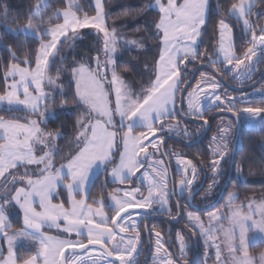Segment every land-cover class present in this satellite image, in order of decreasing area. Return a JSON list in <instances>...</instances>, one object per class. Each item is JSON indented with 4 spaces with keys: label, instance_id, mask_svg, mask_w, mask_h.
Masks as SVG:
<instances>
[{
    "label": "snow or ice",
    "instance_id": "1",
    "mask_svg": "<svg viewBox=\"0 0 264 264\" xmlns=\"http://www.w3.org/2000/svg\"><path fill=\"white\" fill-rule=\"evenodd\" d=\"M144 7L158 9V19L150 22L148 27L154 29L152 36L158 41L159 56L154 66V79L139 94H134L117 75L115 57L120 37L115 27L109 30L105 24L104 0H94L95 15L85 14L82 19L77 15L82 8L75 0H67L66 8L48 16L47 20L45 17L50 5L47 0H36L28 13L26 26L23 29H8L9 32L32 33L39 38L40 47L32 56L25 55L21 59L11 47L5 46L11 63L4 69L6 87L0 93V105H7L9 112L22 108L40 119H29L27 123H21L15 118L5 119L0 116V237L7 244V255H0V264H89L87 257L93 252H97L98 256L92 258L90 264H139L137 245L140 235L137 221L133 220L134 213L130 210L159 205L168 214H172L167 208L170 193L167 191L165 168L157 172L158 179H154L147 170L141 174L143 180L148 182L146 197L137 195L140 193L139 187L116 189L122 195L110 196V206L114 212L111 218L105 214L102 202L98 207L86 202L94 169L100 168L103 172L106 166L113 165V158L118 155V164L111 167L112 180L120 184L131 183V178L145 167V163L139 159L141 154H144L145 160L152 159L149 148L157 149L163 143V137L157 136V133L165 131L164 121L175 117L177 112H184V109L177 107V98L184 91L188 69H182L181 65L197 62L203 56L198 41L212 11L209 0H154V3ZM216 7L218 10L219 5ZM256 7L255 0H238L228 8V15L242 22L244 34L248 36L247 43L250 46L243 57L234 53L232 27L223 18L219 21L217 57H222V62L231 66L229 73L241 81L251 80L256 70V66L251 63L253 57H258L257 63L264 60V26L257 30L256 24L249 19ZM0 10V21L5 24L16 23L15 19H8V8L2 0ZM255 15L264 18V10ZM89 28L102 34L105 59L101 62L97 55L95 67L79 63L68 69L70 84L74 83L75 87V103L79 106L77 111L82 110V115L77 119L78 132L73 138L75 155L68 159L67 164L56 168L53 165L54 155L60 153L56 140L64 138V134L46 132L41 125L46 126V113L53 115L46 105L54 104L57 96H65L62 84H58L49 75L51 71L59 75L64 61L61 59L59 66L54 67L55 58L51 64L49 58L54 53L59 56L57 45L62 37L66 38L64 43L71 47L82 38L78 30ZM45 40L48 42L45 43ZM122 42L125 46L131 44L137 48L144 47L142 42L136 40ZM246 60L249 63L246 64ZM206 62L215 66L217 60L209 57ZM182 71L186 74L185 79H181ZM46 85L49 86L48 91L45 90ZM219 87L221 85L213 78L197 83L192 91L185 93L187 114L193 119H203L207 125L203 103L207 100L210 102L207 111H227L236 115L243 112L248 114L250 121L264 128V117L260 116L264 113V107H236L237 102L254 103L258 90H254L253 95L242 93L241 97L228 98L225 102L220 92L207 91ZM259 91L260 100L264 103V90ZM166 128L168 132L179 135V130L174 126L167 125ZM137 130L139 135L134 134ZM228 130V127L220 128L221 133H227ZM184 131L187 135L186 129ZM118 136L123 149L116 153L113 150ZM212 143L210 167L216 174L213 177L214 183L218 184L223 178L221 161L227 162L225 157L228 155V147L217 137H212ZM155 163L163 162L153 161L149 164L153 171H157ZM177 163L186 176L191 169V178L180 181V195L185 192L192 195L191 186L197 176L196 167L190 160L186 162L182 158H178ZM30 165L42 167L29 171ZM18 168L24 169L23 175L12 171ZM9 183L12 184L11 188L8 187ZM61 188L68 193V207L65 201L58 200ZM78 195L80 199H77ZM54 199L58 202H54ZM235 203L233 195L229 204ZM16 208L23 214L24 226L19 232L9 235L12 228L9 216ZM186 216L206 248H215L218 264H264V251L258 255L250 252L253 245H264V199L248 201L242 207H232L230 214L223 218L211 213L208 227L192 212L186 213ZM222 220L227 222V227L223 222L211 224L212 221ZM45 228H54L66 235H48ZM130 231L134 235H121ZM218 233L222 234V238ZM73 234L79 239H72ZM155 236L156 252L159 253L163 248L161 234L156 232ZM21 239L36 244L32 254L27 257L17 255V242ZM178 239V257L174 259L171 253H167L160 264H187V245L182 235ZM221 244L224 248H221ZM225 251L227 257L222 258Z\"/></svg>",
    "mask_w": 264,
    "mask_h": 264
},
{
    "label": "trees",
    "instance_id": "2",
    "mask_svg": "<svg viewBox=\"0 0 264 264\" xmlns=\"http://www.w3.org/2000/svg\"><path fill=\"white\" fill-rule=\"evenodd\" d=\"M2 2L8 8V19H15L16 23L5 24L3 21H0V93H2L6 87L4 81V69L11 63V58L8 55L7 47H11L21 59H23L25 55L32 56L34 51L38 50L40 47V41L38 38L27 36L22 33L15 35L13 32L8 31L9 28L14 30L17 28H24L26 26L28 23V13L32 9L36 0H2ZM78 2L79 6L82 8V11L78 12L80 16H84L85 14L88 16L95 15L93 0H78ZM235 2H238V0H210V7L212 11L209 14V19L205 28V40L199 48V51L203 54V56L201 60L197 62H190L189 65H185V67L188 69V74L185 79V72H181V79H185L183 88L190 81L198 67L202 65H209L206 62L209 57L212 59L217 58L219 21L221 18L234 27L237 39V54L242 56L247 51V48L250 45L247 43V38H245L246 36H244L243 32H241L237 21L228 15V8L230 7V4ZM47 3L50 5V9L47 16L45 17L46 20L48 16H53L55 12L64 10L67 6V0H47ZM148 3H154V0H104L107 27L109 30L115 27L116 32L120 37V41H118L117 44L115 68L118 76L121 77L125 83L133 87L134 91H137V84L141 80L138 75V70L141 69L148 71L154 69L158 59L156 56L157 52H159L158 41L152 36L154 29H149L148 27L150 22L158 19V12L154 11L152 8H145L144 5ZM256 4L257 7L254 9V12H260L264 10V0H256ZM217 5H219L218 10L216 7ZM0 15H2V10H0ZM258 21L263 22L264 18L258 17ZM32 22L34 24L36 23L35 20ZM60 22H62V20ZM132 40L142 42L144 47L137 48L134 45L131 46V44H129L125 48V45L122 41ZM103 53L100 35L92 32H84L82 33V38L76 40L71 47L63 42L59 50V56H55L56 64L54 67H58L60 60L63 59V69L59 75H57L56 71H51L50 73L53 77L59 78L60 81H62L65 93V96L62 97V102L64 100L68 101L67 103H63V105H59V100L56 98L55 103L52 104V108L56 112V117L50 119L45 126L47 131H60L64 134V138H60L59 140L60 153L59 155L54 156L55 167H60L62 164H66L68 159L75 155L73 138L78 132L77 119L82 115V110L77 111L79 106L75 103V87L74 83L70 84L71 75L68 69L71 65L79 63H88L93 67L92 62L94 61V57H96L97 54L102 56L104 55ZM211 67L223 78V94L225 99L233 97L236 94H242L228 87L227 84H230L233 87H235L234 85L236 84L230 78L229 73L223 68L222 64H215V66ZM263 70L264 60H262L260 63V70L258 74H256L255 79L252 82L246 84L245 87H250L253 83H255L259 79ZM201 72L196 76L191 87H193L194 84L199 81ZM133 74H136L137 77ZM254 90L246 91L244 93L251 95ZM257 90H264V80L259 85ZM247 106L264 107V103L261 102L260 95L256 94L254 103L242 104L237 102L236 104L237 108H243ZM216 111L218 110L208 111L204 118ZM0 116H3L5 119L15 118L21 121H28L31 117H35L24 110H16L11 112L8 110H2L0 111ZM222 116L223 115H218L215 118H212V128L210 133L197 146L188 147L183 143H179L178 141H169L166 144L165 152L166 157L170 161V167L172 163L170 158L172 153H179L190 161L198 162L199 166L204 165L206 167H210L212 160L210 149V147L213 145L212 137L217 134L219 120ZM237 116L242 121L243 127L240 133L238 149L235 156L234 174L231 181L229 182L225 201L221 205L217 204L214 207H207L208 213L223 210L226 201L231 195L236 196V203L234 204L236 206L244 205L246 202L252 201L254 199L264 198V129L256 130L247 128L245 122L240 118L239 114ZM176 121H179L182 126L186 124L190 132L194 128L188 138H185L182 134L179 136L181 139L183 138L186 141H191L194 138H197L202 131V128H200L195 122H184L178 112L176 113L175 117L169 118L167 123L170 125L174 124ZM158 136H162L164 138L168 135L166 133H159ZM233 145L234 142L231 146L230 156L226 160L227 162L224 163V182L228 181L230 173ZM193 155H196V157L193 158ZM172 171L174 180L177 184L181 180V177H178L174 168ZM126 183L130 184L128 182ZM131 183H133L132 180ZM119 187V185L107 183L106 176L102 174L94 182L88 197V201L92 204H97V201L99 200H103L107 203L109 196H111L112 193H115L116 189H119ZM54 200L55 202H58V200H63L65 201V206H68V196L66 190L61 188L59 190L58 200ZM179 204L184 214L187 210L196 213L195 210L190 209V207L185 205V203L179 201ZM173 207L175 210V214L173 216H176L177 207L174 204ZM203 208L204 207L200 209ZM106 210L110 216L114 215V212L111 208L106 207ZM198 212L206 213L202 212L201 210H198ZM185 222L186 221L182 223L185 224ZM13 223H15L13 228L14 230L22 229L21 219H17L13 221ZM182 223L178 227H173L172 225L168 226V224L161 222L160 232L162 233L163 237L167 239L170 237V234H168L169 228L178 229L180 226H182ZM187 227L189 229V225H187ZM141 232L143 235L145 234L143 228ZM195 238L197 240V245L200 247L201 245L199 237L195 236ZM144 239V244H146L145 236ZM175 248L177 247L175 246ZM260 251H264V245L258 244L257 246H254L250 249V252L253 255H258ZM191 264H205V252L201 248L198 259L196 261H192Z\"/></svg>",
    "mask_w": 264,
    "mask_h": 264
},
{
    "label": "rangeland",
    "instance_id": "3",
    "mask_svg": "<svg viewBox=\"0 0 264 264\" xmlns=\"http://www.w3.org/2000/svg\"><path fill=\"white\" fill-rule=\"evenodd\" d=\"M75 3L77 5H79L78 0H75ZM255 3H256V0H255ZM209 4H210V0H209ZM93 5H94V0H93ZM152 9L154 11L158 12V9H156V8H152ZM59 11L62 12L63 10H59ZM104 12H105V24L107 26L105 7H104ZM253 12H254V10H253ZM255 13H257V12H254L253 16L250 17L249 19H250V22L256 24L257 30H258V28L260 26H264V21L263 22H259L258 21V16H256ZM77 15L81 19L83 18V16H80L78 13H77ZM225 22L228 23L227 21H225ZM237 23H238V25H239V27L241 29V32H243V35L246 36L245 38H247V41H248V36L244 34V31L242 29V22H237ZM206 24H207V22H206ZM206 24L204 26V29L202 30V34H201L200 40L198 41L199 48H200L201 44L204 42V40H205L204 39V35H205ZM229 25L232 27V33H233V38H234V42H235L234 43V53H235V55L239 56L237 54V52H236L237 39H236L235 30H234V27L231 24H229ZM19 29H23V28H19ZM78 31L81 34L84 33V32L96 33V34L100 35L101 41L103 40L102 34H99L97 32V30H95V29H90V28L89 29H80ZM13 33L15 35H18V34H21V33L22 34H25L23 32L16 33L15 31H13ZM25 35L38 38L37 36L33 35L32 33H27ZM69 35L71 36L72 33H69ZM219 38H220V34L218 33V40H219ZM65 39L66 38H63V37L61 38L60 44L57 45L58 50H60V47L62 46V44H63V42H64ZM44 42L47 43L48 40H45ZM125 48H126V46H125ZM218 48H219V42H218L217 50H218ZM97 55H99V54H97ZM97 55H96V57H97ZM243 55L241 57H243ZM55 56H56V54L54 53L53 54V57H50L49 58L50 59V64L52 63L53 58H55ZM156 56L158 58L159 52H157ZM96 57H94V59H93L94 61L92 62L93 67H95V58ZM104 59H105V55L100 56L101 62H103ZM213 60H217V63L216 64H222L223 65V68L229 73L228 69L231 66H228V65L224 64L222 62V57H220L219 59L217 57V58H215ZM257 60H258V57H253V60L251 62L252 64H254L256 66V70L254 71L251 80H243V81L237 80L234 74H230L229 73L230 78L236 84V85H234L235 87L240 88V89L247 88L248 86L245 87V85L248 84V83H250V82H252L255 79L256 74H258V72L260 70V63H261V61L259 63H257ZM245 63L247 64L249 62L246 60ZM21 66L23 67L24 65L22 64ZM115 66H116V64H115ZM183 67H185V65H181V68H183ZM243 68H244V66L242 65L241 66V69H243ZM49 75H51V73H49ZM133 75L136 76V74H133ZM138 75H139V78H141V80L137 84L138 85L137 91H134L133 90V87H131L130 85H128L127 83L124 82L132 90V92L134 94H139L143 89H145V88H147L149 86L151 80L154 79V69H151V70H148V71L147 70H141L140 69V70H138ZM53 78L57 80V83L58 84H62V81H60L59 78H56V77H53ZM213 78L215 79L216 82H218L221 85V87H219L218 89H215V90L209 88V89H207V91H218V92H220L222 94V99L225 100V102H227V99H225V96L223 94L224 82L221 79H219L216 75H214L213 73H211L210 71L203 70L201 72L200 76H199V81L197 83L202 82L203 80H210V79H213ZM120 79H121V77H120ZM197 83H195L193 87L189 88V90L187 92L192 91V89L195 88V86H196ZM48 89H49V86L46 85L45 86V90L48 91ZM63 91H64V89H63ZM253 93L251 95H253ZM256 94H255V96H256ZM53 95H56V93H53ZM239 97H241V94H236L235 96H233V98H239ZM57 98L59 100V105H61V104L63 105L62 97L57 96ZM178 98H179V96H178ZM229 98H231V97H229ZM203 103H204V110H205V115H206V113L208 112L207 109H208V106H209V103L210 102L207 101V100H205ZM52 104L53 103H49V104L46 105L50 109L51 113H53V115H51V116H49L48 113H46V116H48V119L46 121V124L48 123V121L50 119L56 117V112L52 108ZM184 105H185V112H184L185 113V116L188 119H193V118H191L187 114V111L188 110H187L186 97H185V100H184ZM177 106H178V104H177ZM2 110H7V105H0V111H2ZM20 110H24V109L21 108ZM24 111H26V110H24ZM239 116H240L241 119H243V121L245 122L247 128L256 129V130H263L264 129V128H261L257 122L250 121V118H249L248 114H245L243 112H240L239 113ZM260 116L261 117H264V113H261ZM30 119H40V118L35 116V117H31ZM116 119L118 120L119 118L116 117ZM167 120L164 121V125H163V126H165V131L164 132H158V133H166L168 136H177V137H179L182 134L183 136H185V138H188V134H189L188 132L189 131L187 130V127L188 126L186 124H184L182 126V124H180L179 121H176L174 124H170V125L174 126L175 128H177L179 130V135H177L175 133H172V132H168L167 131L166 126L169 125V123H167ZM194 120H203V119L196 118ZM19 121L21 123H27V121H21V120H19ZM41 127L46 132H50V131H47L46 130L45 125L42 124ZM221 127H228L229 128L228 132L227 133H221L220 132V128ZM185 129L187 131V135H184L185 134V131H184ZM183 132H184V134H183ZM53 133H57V132H53ZM59 133H62V132L59 131ZM158 133H157V136H158ZM236 133H237V122H236V119L233 116L229 115V113L226 114V115H223L220 118V120H219V126H218V129H217V134L214 137H217L218 140H221L222 139L223 142L225 144H227V147H228V155L225 157V160H227L229 158V156H230L231 146H232V143L234 142V139L236 137ZM134 134L135 135H139V130H137ZM152 139L155 140L156 137H152ZM59 140H60V138H57V140H56V145H57L58 148H59ZM145 143H147V141H145ZM213 146L214 145L211 146V156H212V147ZM122 149H123V146L120 143L119 136H118L117 137V142H116V147L114 148L113 151L116 152V153H119V152L122 151ZM37 154L38 155L40 154L39 151H38ZM149 155L152 157L151 160H145L144 159V154H141V157H139V159H141L145 163V167L144 168H141L140 172L136 173V176H134V177L131 178V180H132L133 183H130V184H127V183L120 184L118 181L114 182L112 180V177L110 175L111 167L114 166L115 164H118V162H119V156L116 155L113 158V165L112 166H106V168H105V170L103 172H101V169L100 168H97V169H94L93 170L92 176L90 178L89 189H88V192H89V195H90V192L92 190V187L94 185V182L96 181V179L98 177H100L102 174H104L106 176V178H107V183L119 185L120 186L119 189H130V188L139 187L140 188V193H138L137 195L140 196L142 194L144 197H146L147 194H148V182L145 181V180H143L141 174L145 170H147L149 172V174L153 176L154 179H158L157 172L161 168H165L167 170V191L170 193V195L168 197L167 208L171 210V213L172 214H168L166 211H164L163 209H161V207L159 205H153L152 207H149V208H146V209H142L143 212H136V213H139V215H135V213L133 215V220L137 221L136 227H137V230L139 231V235H140V242L137 245V251L139 252V256L141 255V252H142V250H141L142 249V239H141L142 238V235H141V232H140V229L139 228H140V224H141L142 220L144 219V217H148L150 214H153V213H162V214H167L169 216H172V215L175 214V210H174L173 204L176 206V203L174 202L173 194H172V186H171V184H172V174H171V171L174 168L175 171L181 176V180L182 179H190L191 178V169H189V173L186 176V175H184L181 172L180 166H178V163H177V159L178 158H182L186 162L189 161L188 159L184 158L181 154H179V153H172L171 154V157L170 158H171V162H172L171 163L172 169H171V167L169 165V162H170L169 159L167 157H165V155L163 154L162 144H159L157 149H153V148L150 147L149 148ZM153 161H162L163 162V163H155V168H156L157 171H153V168H151V167L148 166L149 164L153 163ZM224 163H225L224 161H221V168L223 169V176H224V172H225L224 171ZM53 165H54V159H53ZM192 165H193V163H192ZM38 167H42V165H40V166L30 165V166H28V169H29V171H31V169L38 168ZM54 167H55V165H54ZM56 168H59V167H56ZM12 171L13 172H17L20 175H23L24 169L18 168V169H14ZM196 171L198 172L197 167H196ZM21 183H23V182H21ZM0 184H2V181H0ZM195 184L196 183H195V179H194L193 180V184L191 186V189H193L195 187ZM8 187L11 188L12 187V184L9 183ZM180 191H181V186H180V182H179L178 185H177V196H178L179 199H181V197L184 195V194L183 195H180ZM89 195L86 197V202L87 203H90L88 201ZM111 195H118L119 196V195H122V193L115 192V193H112ZM67 196H68V193H67ZM232 196L233 195H231L230 197H232ZM230 197L226 201L223 210L215 211V212H210V213H207L206 215H201L199 213H195V212L189 211V210H187L186 213L192 212L194 215L199 216L200 219H201V221L205 225V227H208L209 226V216H210L211 213H216V214L220 215L223 218L224 216L230 214V208H232V207H242L243 206V205L236 206L234 204L230 205L229 204ZM80 198L81 197L78 195L77 196V199H80ZM235 198H236V196H235ZM262 199H264V198L254 199V200L259 201V200H262ZM54 202H55V200H54ZM101 202L104 204V212H105V214L109 218H111L112 216H110L107 213V210H106V207L111 208V206H110L111 205L110 198H109V201L107 203L105 201H103V200H99V201H97V204H92V203H90V204H92L93 207H98ZM68 206H66V207H68ZM9 207H11V206H9ZM37 210H39V209H37ZM9 219H10V222L12 224V228H11V231L9 232V235H11L13 232H19L20 231V229H18V230H14L13 229L14 226H15V223H13V221H15L17 219H21L22 220V228H23V226H24L23 225V214H22V212L18 208L12 210V212H11V214L9 216ZM186 219L188 220L187 216H186ZM221 222L224 223V226L225 227L228 226L227 225V222L226 221H223V220L222 221H212L211 224L212 225H215V224H218V223H221ZM61 224H63V221H61ZM188 225H189L190 231H188V229L186 227H184L183 225L180 226V228H178L179 231H178L177 237L175 239V246L178 249V252L176 254L175 253L173 254L170 251V248L171 247L169 245V242H168V244H165L164 239L162 237H161V240H162V243H163V248L161 249V251L159 253L156 252L157 245H156V241L154 242L153 254H152V258H151L152 259V262L154 264H160V261H162L163 259L166 258V254L167 253H171L174 259L178 257V254H179V246H178L179 245V239H178V237L181 236V235L183 236V239L185 241V244L187 245V248H186L187 264H191L192 263V259L188 257L189 254L192 251H194V249H197V240H196L195 236H198L199 237V239H200V245H201L200 248L205 252V264H218V262L215 260V251H216L215 248L214 247H207L206 248V246H205V244L203 242V239L199 235H197L196 232L193 230V228L190 226L189 220H188ZM44 231L48 235H53V236L61 235L63 237V236L66 235V234H63V233L58 232V230L57 229H54V228L53 229H47V228H45ZM121 235H124L126 237H130V236L134 235V233L130 231L128 233H124V234H121ZM218 235H221V238H222V234H219L218 233ZM71 238L72 239H79L74 234H73V236ZM117 239L119 240V237ZM257 245H253L252 247L257 246ZM35 247H36V244L35 243L29 242V241L24 240V239H21V240H19L17 242V255L19 257H27L30 254H32V252L34 251ZM252 247H250V249ZM221 248H224V245L223 244H221ZM0 255H3V256H6L7 255V244L3 240L2 237H0ZM97 256H98V253L97 252L91 253V255H89L87 257V259L89 260V264L91 262V259L94 258V257H97ZM226 257H227V252L225 251L223 253V255H222V258H226ZM138 259H139V257H138Z\"/></svg>",
    "mask_w": 264,
    "mask_h": 264
},
{
    "label": "flooded vegetation",
    "instance_id": "4",
    "mask_svg": "<svg viewBox=\"0 0 264 264\" xmlns=\"http://www.w3.org/2000/svg\"><path fill=\"white\" fill-rule=\"evenodd\" d=\"M255 83H253V84H255ZM257 89H255V90H257ZM256 93H260V91L258 90V91H256ZM231 98H233V97H231ZM228 113L231 116L232 115H236V114H233L232 112L216 111L213 114L209 115L208 117L204 118V119H207V121H208V123L210 125L207 134L203 137V134H204V132L206 130V125L205 124H197L196 123L200 128H202V131H201L200 135L197 138H194L191 141H186L185 139L182 138L183 141L185 143H188V144H193V143H195V142H197L199 140L198 144H200L206 138V136L210 133V131H211V128H212L211 127V122H212L211 120H212V118H215L218 115H226ZM201 121H203V120H201ZM218 126H219V124H218ZM187 130L189 131L188 128H187ZM193 130H194V128L191 130V132ZM191 132L190 131L188 132L189 133L188 134V137L191 134ZM168 137L169 136L164 137L163 138V141L166 138H168ZM198 144H195L194 146H197ZM184 145H186V144H184ZM194 146H191V147H194ZM188 147H190V146H188ZM210 149H211V147H210ZM195 157H196V155H193V158H195ZM191 162L198 169L197 176L195 178V183H196L195 184V187L192 189V195H189L188 192H185L184 195L181 197V199H179L178 196H177V200H178V202L181 201V202L185 203V205H188L190 207V209L195 210L196 213H199L201 215H206L208 213L207 212V210H208L207 207H212V206L214 207L217 204L221 205L225 201V197H226V193H227L226 191H227L228 187L224 191V186L227 183V181L226 182L223 181V178L225 176L224 175L223 178L219 180V183L218 184H215L214 183V180H213V177L216 174H214L212 172L211 167H206L204 165L199 166L198 165V162H195V161L194 162L191 161ZM175 173L178 175V177H181L176 171H175ZM171 174L173 175V171H171ZM172 179L174 180V176H172ZM174 182H175V180H174ZM178 183L176 184V182H175L176 192H177V185H178ZM171 186H172V184H171ZM109 198H110V196H109ZM109 198H108V201H109ZM202 207H204V208L203 209H200ZM198 210H201L202 212H206V213L198 212ZM182 212H183V210H182ZM177 217H178V214L176 216H173V215L172 216H169L167 214H162V213H153V214H150L146 218L144 217V219L142 220V222L140 224V228H139L140 229V232H141V230L143 228L144 233H145L143 235L142 232H141V235H142V238H141L142 239V252H141V255L139 256V264H143L144 263V261H145V259L147 257V254H148V237H147V233H146V230H145V226H146V223H147L148 219H150V218H153L151 220L150 224H149V233H150L151 240H152V246H151L152 247V251H151V256H150V258L148 260V264H150V263L151 264H154L152 262V259L151 258H152V254H153L154 242L157 239L156 236H155V233L156 232H159L161 234V237L164 239L165 244H168V242L170 241V239H172V247L170 248V251L173 254H174L175 251H176V253L178 252V249L175 248V240L174 239H176L177 233H178L179 229H177V228H174V229L173 228H169L168 234H170V237H168L166 239V238L163 237L162 233L160 232L161 231V225H160V223L161 222H164V223L168 224V226L169 225H172L173 227H178L182 222L186 221L185 224L182 223V225L188 229V227H187L188 220L186 219V213L184 214V212H183V218H182V220L178 224H173V223H170V222H168L166 220L158 219V218H171V219H176ZM151 229H152V231H151ZM188 231H190V229H188ZM144 236L146 238V244H144L145 243ZM199 252H200V247L197 245V249H194V251H192L189 254L188 257L191 258L192 261H196L198 259V257H199Z\"/></svg>",
    "mask_w": 264,
    "mask_h": 264
},
{
    "label": "water",
    "instance_id": "5",
    "mask_svg": "<svg viewBox=\"0 0 264 264\" xmlns=\"http://www.w3.org/2000/svg\"><path fill=\"white\" fill-rule=\"evenodd\" d=\"M202 70H208L210 72H212L213 74H215L218 78H220L221 80L223 79L221 77V75L216 72L210 65H202L200 67H198L196 69V71L194 72L192 78L190 79V81L185 85V87L183 88L184 91L180 93V96H179V104H178V108H182L184 109V100H185V93H187V91L189 90V88L192 86L196 76L202 71ZM264 80V70L262 71L259 79L256 81L255 84L251 85L250 87H247V88H243V89H240V88H237V87H233L231 86L230 84H227L228 87L236 92H240V93H244L246 91H251V90H254V89H257L259 87V85L263 82ZM226 83V82H225ZM258 95H260V93H257ZM180 117L186 121V122H195L197 124H204L203 121L201 120H194V119H188L184 112L183 113H180L178 112ZM235 119H236V122H237V133H236V137H235V141H234V145H233V152H232V161H231V166H230V173H229V177H228V181L227 183L225 184L224 186V191L227 189V187L229 186V182L231 181L232 179V176L234 174V164H235V156H236V153H237V149H238V144H239V139H240V133H241V130H242V121L236 116V115H232ZM209 123H207L206 125V130L203 134V137L207 134L208 132V129H209ZM201 140V139H200ZM169 141H178L180 143H184L186 144L187 146H194L195 144H198L199 140L193 144H188V143H185L183 141V139H181L180 137H177V136H169L168 138H166L163 143H162V151H163V154L165 155L166 157V152H165V148H166V144L169 142ZM173 176V175H172ZM172 194H173V199H174V202L176 203V207L177 209H179V214H178V217L176 219H171V218H158V219H161V220H166L170 223H173V224H178L182 218H183V212H182V208L177 200V192H176V185H175V182L174 180L172 179ZM130 211H133V213H136V212H143L142 209H131ZM127 215V213L125 214ZM153 218H150L148 219L147 223H146V226H145V230H146V233H147V237H148V254H147V257L144 261L143 264H148V260L151 256V251H152V240H151V236H150V233H149V224L151 222ZM169 245L170 247H172V239H170L169 241ZM89 247H98V246H92L90 245ZM176 254V251L174 252ZM65 255L67 256L68 253H65Z\"/></svg>",
    "mask_w": 264,
    "mask_h": 264
}]
</instances>
